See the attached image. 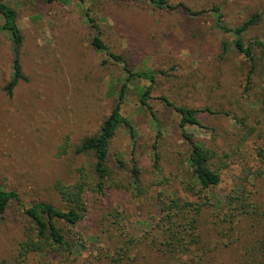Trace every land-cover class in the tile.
<instances>
[{
  "label": "rangeland",
  "instance_id": "obj_1",
  "mask_svg": "<svg viewBox=\"0 0 264 264\" xmlns=\"http://www.w3.org/2000/svg\"><path fill=\"white\" fill-rule=\"evenodd\" d=\"M2 1L16 11L23 38L19 58L26 79L16 84L11 95L3 90L13 73L12 44L8 32L0 30V186L16 191L22 203L46 200L63 208L53 185L57 180L73 183L80 167L91 173V158L75 154L74 148L97 131L126 76L122 63L108 59L91 45L95 30L86 20V11L98 24L110 51L120 54L129 68L167 71L156 76L148 99L161 130L158 168L152 165L151 149L157 129L148 109L139 104L146 80L130 83L121 105L134 138L121 126L110 146V163L121 158L127 178L133 175V166H138L141 183L150 186V195L133 198L124 189H108L104 195L88 192L83 221L75 226L58 224L76 236L93 232L100 238L66 259L47 258L48 264H94L91 258L100 252L99 239L107 234L105 220L119 218L133 233L148 229L144 219L158 216L153 195L161 188L190 200H197L199 194L206 204L226 199L238 188L264 201V152L262 157L257 155L264 149V50L255 51L259 64L250 89L244 92L248 64L235 51L221 57V41L232 38L214 28L212 12L191 16L181 9H157L133 0ZM168 1L185 3L193 10L220 5L229 26L240 25L258 13L259 21L248 28L243 39L264 41V0ZM162 95L176 105L208 106L236 116L200 112L205 127L186 128L212 153L210 164L220 174L216 186L195 195L185 189L187 183L196 182L187 163L188 144L182 137L179 114L160 99ZM242 132L246 137L240 141ZM24 221L17 203L0 218V261L14 256ZM209 232L203 234L208 247L216 239ZM31 255L30 264L44 263L40 255ZM213 255L214 264H244L238 247L218 248Z\"/></svg>",
  "mask_w": 264,
  "mask_h": 264
},
{
  "label": "trees",
  "instance_id": "obj_2",
  "mask_svg": "<svg viewBox=\"0 0 264 264\" xmlns=\"http://www.w3.org/2000/svg\"><path fill=\"white\" fill-rule=\"evenodd\" d=\"M133 1L145 2L157 9H181L191 16L212 12L214 28L222 33H228L232 38L231 41H221V57L226 58L231 51L243 55L248 64L243 91L247 92L250 89L251 78L259 64L255 51L256 49L264 50V41L258 38L244 41L243 35L249 27L259 21L260 14L254 13L240 25L229 26L223 20L220 5L193 10L182 2L173 4L168 0ZM85 16L95 30L91 45L106 54L108 59L122 63L126 76L120 84L114 105L109 114L102 119L97 131L83 137L74 148L75 154L91 158V173L80 167L79 177L73 183L66 184L57 180L53 185L63 208L46 200L22 203L16 191L0 186V218L6 215L12 203L19 205L25 218V221L21 223L22 235L17 242L14 256L11 259H2L0 264H30L31 254L40 255L45 260L44 263L48 264L47 258L66 259L86 248L91 240L96 241L100 238L99 234H93V232L87 237L80 234L76 236L71 233L70 228L64 229L58 224L61 221L62 224L75 226L83 221L87 214L86 194L88 192L104 195L108 189L112 191L124 189L133 198L150 195V186L141 183L138 166H133V175L127 178L125 164L121 158L117 157L113 164L110 163V146L121 126H125L130 136L134 138L132 124L121 113V105L125 100L128 85L146 80L148 85L140 88L139 104L143 109H148L151 121L157 129L151 149L152 165L158 168L160 161L158 138L161 130L158 116L148 99L151 97L150 91L156 76L165 75L167 71L152 69L136 71L129 68L123 57L110 51L102 40L100 28L94 18L87 11ZM0 19L2 20L0 30L8 32L12 44L13 73L3 86L5 93L11 95L16 84L26 79L19 58L23 38L16 22L15 9L2 0H0ZM160 99L172 106L179 114L182 137L188 144L187 163L199 189L195 190V183H187L185 189L191 195H195L199 193L198 191L216 186L220 182V174L218 168L214 169L210 164L212 153L197 142L194 135L186 128L188 126L205 127L198 117L200 112L232 115L231 112L216 111L208 106L194 108L176 105L163 95ZM261 108L264 113V101ZM233 117L236 118V116ZM245 137L246 134L242 132L240 141ZM263 152L264 149L260 148L257 155L262 157ZM159 184L163 185L162 182ZM238 189L226 199L212 201L209 204H206L205 199H202L199 194H197V200H190L179 197L176 192L169 195L163 188L155 190L153 197L157 203L158 216L151 215L144 219V222L148 223V229L133 233L121 223L119 218L110 222L105 220L103 224L107 229L103 231L107 234L99 239L102 245L97 250L99 249L100 252L97 257L91 258V262L94 264H153L152 260H154V264H214L213 253L216 249L238 247L244 264H264V201L254 198L246 189L243 191ZM207 230L216 237L214 239L209 235L214 239L210 240L212 245L209 247L203 235Z\"/></svg>",
  "mask_w": 264,
  "mask_h": 264
}]
</instances>
